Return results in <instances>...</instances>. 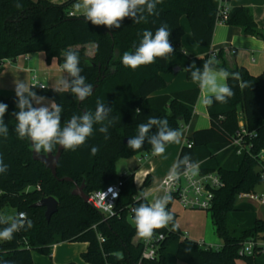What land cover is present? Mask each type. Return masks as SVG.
<instances>
[{
	"label": "trees",
	"instance_id": "obj_1",
	"mask_svg": "<svg viewBox=\"0 0 264 264\" xmlns=\"http://www.w3.org/2000/svg\"><path fill=\"white\" fill-rule=\"evenodd\" d=\"M77 1L54 4L48 0H0V61L44 53L47 63L55 59L62 66L66 51H74L79 56L81 75L93 86L92 94L85 100L80 102L70 92L31 85L37 96L62 105L61 126L74 114L94 113L97 99L112 109L109 118H116L108 129L107 139L98 131L100 125H94L93 135L84 145L75 151L64 149L54 177L51 170L33 160L31 141L18 138L14 115L19 111L16 95L0 96V102L8 105L3 117L8 135L6 138L0 136V157L8 165L7 172L0 174L3 192L0 215L11 208L16 214L26 213L33 225L15 233L10 242L0 241V264H33V252L51 256L53 247L61 243H87L88 249L81 255L87 264H168L165 251L175 240L178 242L176 257L185 264H264V252L251 257L239 255L246 242H264V219H257L253 225L243 228L233 217L237 211L236 198L255 193L263 185L264 161L259 155L264 150V73L254 77L243 68L231 69L220 52L215 60L216 68L239 75V79L230 76L227 81L234 95L227 103L214 102L207 106L211 128L196 131L188 141L192 146L185 145L178 156L182 160L185 154L191 155L193 161L199 162L203 173H218L223 180L224 186L215 192L213 206L208 211L216 235L223 242L221 248L200 247L189 239L182 240L184 234L177 226V215L171 211V201L167 208L173 215L175 228L169 224L156 230L155 235L165 236L158 257L141 261L144 247L134 242L138 234L131 209L148 200L138 197L134 174L120 176L116 168L121 159L152 153L147 141L136 151L125 143L137 135V126L147 122L150 116L166 118L171 128L180 131L191 122L199 89L158 93L167 85L163 75L171 70L167 67L168 58L176 52L184 37L183 17L188 19L194 41L203 47L211 46L219 20L214 1L162 0L156 8L158 15L144 12L146 19L140 23L124 18L120 28L96 26L84 16L71 17L69 8ZM17 3L22 7L17 8ZM230 13L225 24L264 40V33L256 25L249 8H235ZM162 24L170 28L169 40L174 52L135 70L125 67L123 54L135 51L145 30L155 33ZM89 48H93V55L88 54ZM208 59H198L197 66L202 68ZM2 71L4 68H0V73ZM187 77L192 80L188 71ZM241 83H246L247 87L241 88ZM137 108L139 115H136ZM243 130L253 136L243 135L246 147L238 154L233 142ZM156 131L154 126L150 134ZM92 146L99 149L94 156L90 152ZM183 169L181 165L179 170ZM65 178L71 181H63ZM117 180L123 181V186L115 218L104 220L91 204L72 195L76 186L85 185L84 192L89 196ZM152 182L151 176H147L141 188L149 187ZM49 197L56 199L59 205L57 213L47 221L45 209L35 205ZM5 226L0 225V228ZM100 235L105 238L104 242L99 241Z\"/></svg>",
	"mask_w": 264,
	"mask_h": 264
},
{
	"label": "clouds",
	"instance_id": "obj_2",
	"mask_svg": "<svg viewBox=\"0 0 264 264\" xmlns=\"http://www.w3.org/2000/svg\"><path fill=\"white\" fill-rule=\"evenodd\" d=\"M162 0H78L75 4L77 12L82 14L87 21L96 26H106L108 28H120L121 21L124 18H132L134 23H140L145 20L143 15L147 12L149 15H158L157 5ZM17 8L22 7L16 4ZM170 28L167 24H162L153 33L151 30H145L142 34V40L134 52H125L122 56V64L133 70L142 66L152 64L157 58H165L174 52L173 46L169 40ZM64 62L62 70L67 77H62L59 81V87L55 88L57 92H70L77 100L83 101L92 94L93 86L86 83V77L81 75L82 69L79 66V56L74 51L63 53ZM215 58H209L204 62L202 68L187 67L191 79L197 82L200 88L199 102L205 106H211L214 102L227 103L234 92L227 83L229 77L239 79V75L229 73L226 69L215 66ZM44 88V85H39ZM241 88L247 87L246 83L240 84ZM17 97L18 112L14 113L17 124L15 131L18 138L31 141L33 149L40 153H51L57 145L65 150L75 151L78 147L84 145L87 139L93 135L94 125H100L98 131L105 134L109 127L115 122L116 118H109L111 108L97 99L95 112H85L82 115H72V117L61 126L62 105L56 102L46 103L45 97L37 96L31 90V87L24 82H18L15 87ZM34 103L39 105L34 107ZM8 105L0 102V136L5 138L8 135V127L4 122V115ZM136 115L140 114L137 108ZM107 121V123H106ZM155 126L157 131L150 134ZM183 133L178 129L169 126L166 118L149 117L147 122H142L137 126V135L127 141V146L133 151L143 147L145 141L152 146V154L162 156L165 152V146L169 143H180ZM98 147L92 146L91 155H96ZM184 166L181 172L180 166ZM199 168V162L192 160L191 155L185 154L183 159H178L172 166L169 179L176 180L180 175H195ZM8 165L0 157V174L7 172ZM111 192L112 189H109ZM164 194L157 197L154 201L148 203H139L138 206L131 209L137 234L145 240H150L156 230L173 224V215L167 206L172 200L171 192L163 189ZM116 193H113L115 197ZM142 199L147 200L146 194H141ZM0 225H6L0 228V241L10 242L14 239V234L31 228L32 221L27 219L26 213H17L15 216L0 215Z\"/></svg>",
	"mask_w": 264,
	"mask_h": 264
},
{
	"label": "crops",
	"instance_id": "obj_3",
	"mask_svg": "<svg viewBox=\"0 0 264 264\" xmlns=\"http://www.w3.org/2000/svg\"><path fill=\"white\" fill-rule=\"evenodd\" d=\"M48 1L54 4H63L68 0H48ZM213 1L217 10L221 9L222 7H226L230 11L235 8H249L252 11L256 25L264 33V0H229L227 2H223L222 0H213ZM184 18L187 20V22L184 20ZM181 25L182 28H184L183 29L184 37L181 41V45H179L178 47L184 48L183 53L182 56L174 53L168 58L169 61H167V67L171 70L163 75L164 76L163 78L167 84L166 90L164 92L162 91L159 92L158 95L173 94L175 92L191 90V89L200 90L198 83L194 82L193 80H189L187 76L185 78H182L181 81L176 80L174 76L173 77L171 76V78L167 76H169L170 74H174V75L178 74L175 73L173 70L174 67H176L177 65L180 66L179 67L180 71H183V68L186 67L187 65L189 66L192 65L193 68L198 67L197 66L198 59H203L205 57H209V58L214 57L215 60H217L216 58L220 52H223L224 59L227 62L228 67H230L231 69L243 68L251 76L254 77H258L264 73V40L244 34L243 30L239 27L218 23L214 28L215 30H214L211 46L203 47L198 45L194 41L190 29V24L186 17H183L181 19ZM187 52H192L191 54L193 55H190L189 57ZM36 56L38 57L36 58ZM19 59H23L21 61V66H17L16 68H11L8 67V64H6V66H4V71L0 73V96L4 98H8L16 95L15 87L18 82H24L26 85L31 87V85L33 84L32 77L34 71L36 72L37 75L39 73L43 74L44 78L42 77V79L39 80L43 85H46V87L47 85L52 86V84H54L53 80L50 79V73L58 74L62 72L60 65L57 63L55 59H53L50 63H47L46 56L44 53L33 54L30 56V60L28 61H26L23 57H19ZM49 79L50 82L52 83L47 84L49 83ZM35 107L38 106L35 105ZM194 110L195 111L191 122L188 125L184 126L181 130V132L183 133L181 142L178 144L170 143V145L173 146L168 150V153L174 154L175 156H177V159L181 149L187 144V142L192 138L193 134L196 131L211 128L207 106L203 105L202 103L199 102V100H197L194 106ZM167 145L165 147H168ZM152 156L155 157L156 155H152ZM153 159L155 158L152 157L147 161V166L146 165L144 167L138 166L137 168H135L137 169L135 173L139 174V181H142L143 179L146 180L147 176L150 175L152 180L155 182L157 168H155L153 164ZM171 169L172 167L163 170V172L161 173L162 175L159 176L160 182L167 174L171 172ZM159 184L157 188L159 187ZM160 192L162 196L163 191L160 190ZM255 193L264 194V185L260 186ZM238 198L241 201L254 202L247 198L246 199L242 198L240 196ZM148 202L150 203L149 200ZM175 203L176 202L172 203V207ZM257 204L260 206V208H255V209L253 208L254 210L251 211V213L254 214V217L256 218L255 220L264 219V208H263L264 204H260V203ZM172 207H171V211L174 214H176L178 217L179 212L173 211ZM179 208L185 210V208H182L180 205ZM235 208L237 211L234 212V218L237 220L235 213L238 211H244L246 207L236 206ZM258 213L260 215H258ZM240 226H242L243 228H247L248 226H251V224L247 226H243L240 224ZM183 234L185 235V232ZM186 234L187 237L186 236L183 237L182 240L186 238L191 241H194L193 239H191V237H189L190 233L189 234L186 233ZM202 238L203 239H200L202 241H194V242H203L204 244L208 245L207 242H210V238L206 234L202 235ZM139 240H141L140 236L137 235L135 237L134 242L138 243ZM208 246H211L214 249H219L222 247V243H218L216 245L211 244ZM87 249H88L87 243H61L53 247L51 256H45L41 254L35 256L34 253L37 252H33V264H67L71 262L77 264H87L81 258V255L85 253ZM171 264H185V263H182L177 259L175 261H172Z\"/></svg>",
	"mask_w": 264,
	"mask_h": 264
},
{
	"label": "built area",
	"instance_id": "obj_4",
	"mask_svg": "<svg viewBox=\"0 0 264 264\" xmlns=\"http://www.w3.org/2000/svg\"><path fill=\"white\" fill-rule=\"evenodd\" d=\"M223 2H226L225 0H222ZM230 10L226 7H222L218 10L219 20L218 23L225 24L224 22L227 21L229 17ZM71 17H76L73 13L70 14ZM217 23V24H218ZM31 55H25L22 56L26 61L30 60ZM10 60H2L0 61V68H4L6 64L9 63ZM62 69V66H61ZM33 84L32 85H43L41 84L38 75L34 72L32 77ZM241 128L243 127V123H240ZM243 135H248L250 138H252V134H247L246 131H242L241 134H238V138L235 139L233 142V146L238 148V154H240L246 147L243 143ZM188 147L192 146V143L187 142L186 144ZM153 154H143V159L139 160L138 162L142 160H148ZM264 156V150L259 155L260 159L263 161ZM184 170V169H183ZM182 170V171H183ZM181 171V172H182ZM169 174H167L160 183V190L163 191V189H167L171 192L173 203H178L182 208H185L186 210H200V211H209L211 210L213 206V201L215 197V192L219 189H221L224 185L222 178L218 173H203L200 169V165L198 168V171L195 175H180L178 179L176 180H170ZM128 177V175H123ZM134 183L135 186L141 187L145 181L143 179L142 181H139V174L134 173ZM263 185H264V174L262 175ZM123 186V181L117 180L111 185L105 187L102 190L93 192L88 196L89 203L97 210L99 211L103 216L104 220H109L112 218H115L118 216L117 206L118 201L121 195V190ZM38 190H40V187H37ZM109 189H112L110 192ZM29 191V189H27ZM113 193H116L115 197L113 196ZM164 194V191L162 192ZM3 192L0 190V197L2 196ZM242 198H247L251 201L264 204V194H257V193H251V194H244L241 195ZM95 228V227H94ZM185 237V235H184ZM104 239L101 235L99 236V241L104 242ZM138 243L135 244H142L143 245V253L141 261H152L155 260L158 257V251L160 249L161 243L165 240V236L161 235H155L150 240H145L144 238H141ZM200 247L205 248H212L211 246H208L204 244L203 242H196ZM26 248L29 249V246L26 244ZM264 252V242L260 241H248L246 242L243 247L241 248L239 255L241 257H251L259 253Z\"/></svg>",
	"mask_w": 264,
	"mask_h": 264
},
{
	"label": "rangeland",
	"instance_id": "obj_5",
	"mask_svg": "<svg viewBox=\"0 0 264 264\" xmlns=\"http://www.w3.org/2000/svg\"><path fill=\"white\" fill-rule=\"evenodd\" d=\"M77 2H75L74 5H72L71 8H69V12H73L77 17L83 16L82 14L77 12L75 7H74ZM184 20L187 22V20L185 18H184ZM183 49L184 48H182V47H178V48H176L175 53L182 56ZM191 53L192 52H187L189 57H190V55H193ZM88 54L93 55V48L88 49ZM38 56H36V58ZM22 60L23 59H19V58H17L15 61L10 60L8 63V67L16 68L17 66H21ZM179 67L180 66L177 65L176 67H174V69L179 68ZM63 76L67 77V74L64 73L63 70L61 73H58V74L50 73V79L53 80L54 84H52V86L47 85V87L58 88L59 87V81L61 80V78ZM171 76L172 77L174 76V78L176 80L181 81L182 78H185L187 76L186 67L183 68V71H179L177 75L170 74L167 77L171 78ZM38 77H40L39 79H42V77L44 78L42 73H39ZM167 77H165V78H167ZM50 79H49V83H47V84L52 83V82H50ZM44 86H46V85H44ZM165 90H166V88L162 92H164ZM48 102H51V101L46 100V103H48ZM37 106H39V105H37ZM167 146L168 147H165V152L162 156H155V157L149 156L150 158H152V157L155 158V159H153V164H154L155 168H157V174L155 176V182L153 181L149 187H145V188L138 187V190H139L138 191V197L139 198H142L141 194L143 193V194H146L147 199L150 202H152L157 197L161 196V194H160L161 192L159 190V187H160L159 183H161L159 176L162 175L161 173L163 172V170H165L167 168H171L177 160V156H175L172 153H168V150L173 145H170V143H169V145H167ZM143 158L144 157H142V155H136V156L131 157V158L119 160L116 163L117 172L119 173L120 176H123L126 174V175H128V177H130L132 174H134L136 172L137 169H135V168H137L138 166H141V167H144L145 165L147 166V161L150 158L148 160H142L138 163V161L143 159ZM158 184H159V187L157 188ZM235 205L238 207L239 206H241V207L245 206L246 207L244 209V211H238L235 213L238 222L243 226H247L249 224L253 225L256 218L254 217V214L251 213V211H253L255 208H260V206L255 202L241 201L239 198H236ZM172 210L179 212V216L177 217L176 222L178 224L179 229L183 233L185 232V236L187 235L186 233H188V234L190 233L191 236L189 234V237H191V239H193L194 241H202V240H200V239H203L202 235L206 234L210 238V242H207L208 245H211V244L216 245L218 243H223L216 235L215 227L211 222V217H210L209 212L200 211V210H186V209L183 210V209L179 208L178 203H175L173 205ZM1 215L15 216L16 212H15V210H13L11 208H6L5 210H3L1 212ZM258 215H260V214L258 213ZM233 217H234V213H233ZM177 245H178L177 240L172 241L165 251V259L168 262V264H171L172 261H175L178 258V257H176ZM34 255L38 256L39 254L34 253Z\"/></svg>",
	"mask_w": 264,
	"mask_h": 264
},
{
	"label": "water",
	"instance_id": "obj_6",
	"mask_svg": "<svg viewBox=\"0 0 264 264\" xmlns=\"http://www.w3.org/2000/svg\"><path fill=\"white\" fill-rule=\"evenodd\" d=\"M179 71H180V68L174 69L175 73H178ZM128 140L129 139L125 140L126 144H127ZM31 146H32V144H31ZM63 150L64 149L61 146H58V149H57L55 154H54V152L37 153L32 147L33 160L43 164L47 169L51 170L52 175L54 177H56L57 176V171H56L57 164L61 158ZM63 181H69L70 182L71 180L68 178H65V179H63ZM84 189H85V185L84 186L82 185L81 187L76 186L72 191V195L75 197H79L85 203L90 204L88 201V196L85 194ZM58 205L59 204H58V201L56 199L49 197V198H45V199L41 200L40 202H38L35 205V207L44 208L45 209V218L47 219V221H50L52 216L57 213Z\"/></svg>",
	"mask_w": 264,
	"mask_h": 264
}]
</instances>
